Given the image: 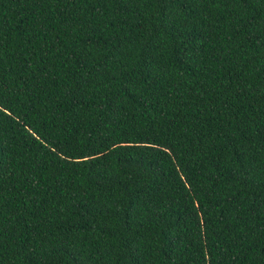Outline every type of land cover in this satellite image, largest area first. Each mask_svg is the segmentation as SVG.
<instances>
[{
    "label": "trees",
    "instance_id": "trees-1",
    "mask_svg": "<svg viewBox=\"0 0 264 264\" xmlns=\"http://www.w3.org/2000/svg\"><path fill=\"white\" fill-rule=\"evenodd\" d=\"M0 264H264V0H0Z\"/></svg>",
    "mask_w": 264,
    "mask_h": 264
}]
</instances>
